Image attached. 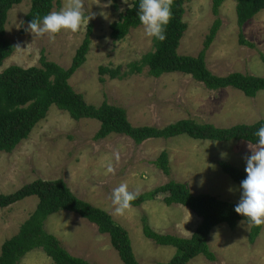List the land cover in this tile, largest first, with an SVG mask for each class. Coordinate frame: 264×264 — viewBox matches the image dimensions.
<instances>
[{
	"label": "rangeland",
	"instance_id": "374dc122",
	"mask_svg": "<svg viewBox=\"0 0 264 264\" xmlns=\"http://www.w3.org/2000/svg\"><path fill=\"white\" fill-rule=\"evenodd\" d=\"M70 2L55 0L52 11L67 7ZM236 4L237 0H225L220 8L222 23L207 51V65L220 76L242 72L264 77V10L241 29ZM83 5L84 18L76 32L61 30L43 37H34L27 30L25 16L31 0L15 5L9 14L7 36L16 50L0 66V72L13 64L40 65L43 54L48 60L68 68L92 23L87 61L69 80L89 103L99 106L107 100L123 106L130 121L138 126L161 128L183 118L218 127L264 120V90L256 97H248L233 87L211 90L192 75L182 72L154 77L145 69L142 73L123 77L129 63L153 50V38L147 36L143 25L132 28L123 40L115 41L111 37V24L121 19L133 0L127 4L124 0H83ZM185 6L188 28L179 53L198 55L217 18L212 10L213 0H187ZM241 30L255 46L241 44ZM102 65L120 67L121 78H111L107 74L106 80L101 81L99 68ZM100 126L97 119L76 120L53 105L29 138L20 142L13 152L0 151V193L15 192L37 179L63 178L78 197L106 210L128 230L140 264H166L176 253L174 247L159 245L144 235V219L161 234L189 238L202 220L189 207L175 203L166 205L165 195L138 206L131 205L119 215L110 194L121 183L127 184L130 191L144 194L175 180L186 183L195 194L210 193L227 201H239L240 184L223 171L220 162L226 161L245 170V156L251 154L250 142L203 141L183 135L170 139L152 138L137 144L129 136L117 133L97 140L95 135ZM164 150L169 153L170 174L154 164ZM109 165L114 172H107ZM38 202V197L31 196L0 208V255L3 243L19 231ZM46 228L77 257L95 264H124L110 236L76 213L60 211L47 220ZM250 233L251 225L245 221H240L235 229L226 223L215 226L208 244L217 260L199 255L189 264H264V227L253 243ZM19 264L55 263L42 249H36Z\"/></svg>",
	"mask_w": 264,
	"mask_h": 264
},
{
	"label": "trees",
	"instance_id": "16d2710c",
	"mask_svg": "<svg viewBox=\"0 0 264 264\" xmlns=\"http://www.w3.org/2000/svg\"><path fill=\"white\" fill-rule=\"evenodd\" d=\"M23 1L0 0V66L16 50V45L7 36V23L10 11ZM54 1L31 0V7L26 13L25 21L29 24L34 18H42L52 12ZM186 1L172 0V16L166 26V39L160 41L153 38V50L129 63V68L124 72L123 77L130 73H142L145 69L154 77L182 72L203 82L208 89L233 87L248 97H256L259 91L264 90V77L242 72L220 76L211 71L207 65V51L215 41L221 26L220 8L225 0H213L212 10L217 18L210 27L204 47L199 54L179 53L181 40L188 28V23L185 21ZM138 5L139 0H133V5L127 8L121 19L111 24L112 39L123 40L132 28L142 25L137 15ZM263 10L264 0H237L236 11L241 29L247 21ZM93 27V24L89 23L86 38L68 68L48 60L43 54L40 65L23 67L13 64L0 72V151L13 152L20 142L29 138L53 105L67 111L76 120L82 118L99 120L101 126L95 135L97 140L105 139L113 133L129 136L137 144L152 138L170 139L183 135L203 141L243 140L254 144L258 140L255 132L264 125V120L252 124L239 123L230 127H218L211 123H200L193 118H183L161 128L153 125L138 126L130 121L127 110L123 106L111 104L107 100L99 106L89 103L83 93L73 88L69 80L87 61ZM240 42L247 46H255L253 42L246 39L242 30ZM262 59L264 61V54ZM99 70L103 82L107 74L111 78L122 75L120 67L111 68L108 65H102ZM154 164L164 173L170 174L168 151L164 150ZM220 167L239 184L247 175L245 170L226 161H221ZM160 195H165L166 205L175 203L189 207L202 220L189 238L161 234L153 229L147 219H144L143 232L147 238L159 245L176 248L175 255L166 264H189L199 255H204L212 261L217 260L216 253L208 244L213 228L226 223L235 229L240 221L248 223L245 217L234 210L238 202L220 199L210 193L195 194L186 183L175 180L140 194L131 202V205L138 206ZM31 196L38 197V205L20 226L19 231L3 243L0 264H19L28 253L36 249H42L55 264H95L73 255L55 234L47 230V220L60 211L76 213L96 224L101 233L110 236L111 244L118 251L124 264H140L132 247L128 230L121 227L106 210L78 197L63 178L37 179L15 192L0 193V208L8 207ZM263 227L264 224L251 225L250 241L252 243L261 234Z\"/></svg>",
	"mask_w": 264,
	"mask_h": 264
},
{
	"label": "clouds",
	"instance_id": "9594fccd",
	"mask_svg": "<svg viewBox=\"0 0 264 264\" xmlns=\"http://www.w3.org/2000/svg\"><path fill=\"white\" fill-rule=\"evenodd\" d=\"M128 2L129 0H124L125 4ZM171 3L172 0H139L137 15L148 37L160 41L166 39V26L172 16ZM83 9V0H71L67 7L59 11L34 18L29 22L27 30L34 37L52 35L61 30L76 32L84 18ZM255 136L258 140L249 144L251 154L245 156L247 175L240 182V199L234 210L245 217L250 225L259 226L264 224V125L258 128ZM116 158L119 159L118 153ZM107 172H114L111 165L107 167ZM139 195V191H130L127 184L121 183L110 194L115 212L123 215Z\"/></svg>",
	"mask_w": 264,
	"mask_h": 264
}]
</instances>
